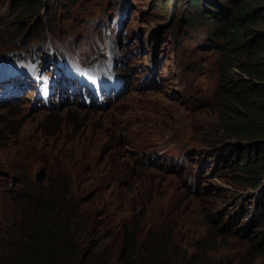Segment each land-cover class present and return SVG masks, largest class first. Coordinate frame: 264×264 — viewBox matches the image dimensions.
<instances>
[{"label":"rangeland","instance_id":"obj_1","mask_svg":"<svg viewBox=\"0 0 264 264\" xmlns=\"http://www.w3.org/2000/svg\"><path fill=\"white\" fill-rule=\"evenodd\" d=\"M245 1L202 0L196 11L190 0H0V53L16 44L39 46L46 27L55 47L62 32L69 40L80 33L69 49L81 58L103 44L96 21H112L122 6L126 52L120 51L133 69L130 79L137 88L151 78L147 88H133L105 108L70 100L45 109L31 94L0 108V221L4 193H38V186L55 183L89 216L84 250L98 246L110 264H122L118 243L132 229L146 237L144 247L169 245L171 264H264V226L237 232L249 223L242 213L252 210L264 187V167L244 171L246 162L249 167L264 157V139L234 135L239 116L248 112L224 92L245 78L240 63L246 59H229L213 29L215 12ZM257 3L264 7V0ZM43 168L46 178L38 184ZM13 177L19 182L12 187ZM253 184L258 189L249 188Z\"/></svg>","mask_w":264,"mask_h":264},{"label":"trees","instance_id":"obj_2","mask_svg":"<svg viewBox=\"0 0 264 264\" xmlns=\"http://www.w3.org/2000/svg\"><path fill=\"white\" fill-rule=\"evenodd\" d=\"M190 5L201 10V0H190ZM22 9L24 6L19 10ZM231 9L216 14L218 26L213 29L223 39L221 51L229 59H246L240 63L241 76L245 78L232 80L233 90L224 92L248 112L239 116L234 135L241 140L253 136L264 139V29L251 31L257 25L264 27V7L257 0H247ZM239 10L242 12L237 13ZM259 167H264V157L249 167L246 163L244 171L251 174ZM38 187V193L7 191L2 196L6 212L0 221V264H110L108 255L98 246L84 250L89 216L75 204L73 196L68 197L60 184L54 183L46 190ZM249 187L256 188L258 184ZM260 229L263 228L256 227L253 233ZM77 234L84 235L82 241L76 239ZM144 238L132 229L121 245L118 243L122 264H171L167 259L169 245L148 242L144 247Z\"/></svg>","mask_w":264,"mask_h":264},{"label":"clouds","instance_id":"obj_3","mask_svg":"<svg viewBox=\"0 0 264 264\" xmlns=\"http://www.w3.org/2000/svg\"><path fill=\"white\" fill-rule=\"evenodd\" d=\"M192 8L195 9V7H191V5H190V9H192ZM202 8H203V4H202V0H201V10H202ZM225 10H228V8L221 9L220 12H218L219 11L218 10L217 12L214 13V17L216 16V14L224 13ZM198 13L200 14L201 12H198ZM189 15H190V13H189ZM190 23H193V20H190ZM101 108H103V107H101ZM231 151L232 150L230 148H228L227 151H225V154H227L229 152L231 153ZM236 155H238L240 158H242V153L239 154V152L237 151L235 156H234L235 159H236ZM240 158L238 161H240ZM233 160L234 159H232L231 162H233ZM246 163H249V162H246ZM224 164H226V166H227L231 163L224 161ZM249 188L255 189L254 187H249ZM256 188L258 189V187H256ZM258 191H259L260 195L255 198L252 210L249 209L247 212L242 213V215L244 217H249V223L246 224L244 226V228L242 227V228L237 229V232L240 231V232H242L243 235L250 234L251 232L253 233L254 230L256 229V227L262 228L264 226V187L258 189ZM260 219L263 221H260Z\"/></svg>","mask_w":264,"mask_h":264},{"label":"water","instance_id":"obj_4","mask_svg":"<svg viewBox=\"0 0 264 264\" xmlns=\"http://www.w3.org/2000/svg\"><path fill=\"white\" fill-rule=\"evenodd\" d=\"M46 173L47 172L44 168L41 169L40 172L36 174V182L41 184L46 178ZM13 179L16 180L17 178L14 177ZM13 184H15V181Z\"/></svg>","mask_w":264,"mask_h":264},{"label":"bare ground","instance_id":"obj_5","mask_svg":"<svg viewBox=\"0 0 264 264\" xmlns=\"http://www.w3.org/2000/svg\"><path fill=\"white\" fill-rule=\"evenodd\" d=\"M148 71L151 73L152 70L148 69ZM151 75L153 76V78L155 77V75L153 73H151ZM79 102H80V104H84L83 101H79ZM34 105H36V104L34 103ZM89 107H91V106H89Z\"/></svg>","mask_w":264,"mask_h":264},{"label":"flooded vegetation","instance_id":"obj_6","mask_svg":"<svg viewBox=\"0 0 264 264\" xmlns=\"http://www.w3.org/2000/svg\"><path fill=\"white\" fill-rule=\"evenodd\" d=\"M18 182H19V181H18ZM18 182H17V183H18Z\"/></svg>","mask_w":264,"mask_h":264}]
</instances>
